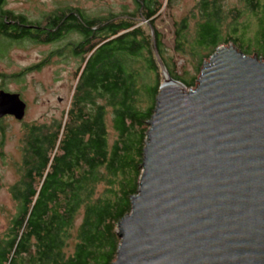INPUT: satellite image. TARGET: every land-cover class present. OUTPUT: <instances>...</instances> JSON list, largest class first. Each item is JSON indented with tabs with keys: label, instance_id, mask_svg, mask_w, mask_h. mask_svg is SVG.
Instances as JSON below:
<instances>
[{
	"label": "trees",
	"instance_id": "16d2710c",
	"mask_svg": "<svg viewBox=\"0 0 264 264\" xmlns=\"http://www.w3.org/2000/svg\"><path fill=\"white\" fill-rule=\"evenodd\" d=\"M176 1L131 0V10L99 16L61 6L28 20L4 9L0 0V59L11 45L24 42L53 47L41 62L12 76L15 82L50 57L77 63L60 119L22 127L19 174L7 190L15 213L0 239V264L115 261V226L129 214V198L137 193L145 132L160 86L152 42L164 71L187 90L195 88L200 65L221 44L264 63V0H238L235 11L224 10L226 0H197L171 21V54L193 62L192 78L177 75L153 25ZM249 23L255 25L251 34ZM70 37L76 41H67Z\"/></svg>",
	"mask_w": 264,
	"mask_h": 264
},
{
	"label": "water",
	"instance_id": "95a60500",
	"mask_svg": "<svg viewBox=\"0 0 264 264\" xmlns=\"http://www.w3.org/2000/svg\"><path fill=\"white\" fill-rule=\"evenodd\" d=\"M152 45L162 84L111 264H264L262 59L221 44L189 91ZM18 97L0 90V118L21 122Z\"/></svg>",
	"mask_w": 264,
	"mask_h": 264
},
{
	"label": "rangeland",
	"instance_id": "374dc122",
	"mask_svg": "<svg viewBox=\"0 0 264 264\" xmlns=\"http://www.w3.org/2000/svg\"><path fill=\"white\" fill-rule=\"evenodd\" d=\"M130 2L131 0H5L4 9H9L17 15L24 14L28 20H35L36 17L48 14L61 6L77 7L86 15L99 16L100 14L117 13L120 8L131 10ZM176 2L173 10L170 13L159 14L154 19L153 25L162 38L165 55L171 58V66L175 68L177 75L182 71L184 79H188L194 75L190 67L193 62L189 58L178 59L171 54L172 30L170 26L171 21H177L188 13L197 0H178ZM237 8H240L238 0H226L224 3L225 11H235ZM246 26L248 33L254 32L255 25L253 23L246 24ZM67 41L75 42L76 37H70ZM58 46L60 47V45ZM9 48L5 57L0 59V90L4 93L19 95L18 98L24 103L25 110H23L24 117L21 122L10 118L0 121V127H2L0 132V205L3 204L0 208V235L2 230L7 228L10 218L15 213L14 205L9 202L7 190L15 184L19 174L16 169H18L17 165L21 157L18 150L20 149L22 127L26 124H48L53 120L60 119L69 103V95L74 82V70L77 66V63L72 60L62 63V61L50 57L44 67L37 72L25 73L15 82L12 76H17L25 68H30L37 62H41L53 47L32 46L24 42L21 45H11ZM252 57L257 56L254 54L249 56V58ZM196 77L198 78V76ZM159 78L161 85V73H159ZM191 90L194 89H189V91ZM78 223L79 221H76L75 226Z\"/></svg>",
	"mask_w": 264,
	"mask_h": 264
},
{
	"label": "flooded vegetation",
	"instance_id": "af4514ba",
	"mask_svg": "<svg viewBox=\"0 0 264 264\" xmlns=\"http://www.w3.org/2000/svg\"><path fill=\"white\" fill-rule=\"evenodd\" d=\"M6 118L14 119V118H11V117H2V118H0V121H1L2 119L4 120V119H6ZM0 154H1V152H0ZM0 158H1V157H0ZM9 202H10V199H9ZM9 202H8V203H9ZM2 206H3V204L0 205V208H2ZM1 215H2V213H1ZM5 229H6V228H5ZM5 229L2 230V233H1V235H0V239L2 238V236L5 235V234H4V233L6 232Z\"/></svg>",
	"mask_w": 264,
	"mask_h": 264
}]
</instances>
